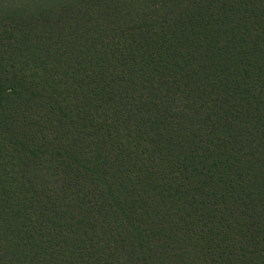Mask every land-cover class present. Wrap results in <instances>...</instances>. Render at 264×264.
<instances>
[{
    "label": "trees",
    "instance_id": "1",
    "mask_svg": "<svg viewBox=\"0 0 264 264\" xmlns=\"http://www.w3.org/2000/svg\"><path fill=\"white\" fill-rule=\"evenodd\" d=\"M0 264H264V0H0Z\"/></svg>",
    "mask_w": 264,
    "mask_h": 264
}]
</instances>
